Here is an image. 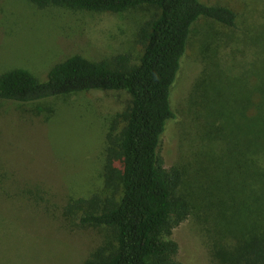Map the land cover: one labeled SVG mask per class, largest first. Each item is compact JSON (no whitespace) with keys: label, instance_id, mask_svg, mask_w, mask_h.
Returning <instances> with one entry per match:
<instances>
[{"label":"rangeland","instance_id":"374dc122","mask_svg":"<svg viewBox=\"0 0 264 264\" xmlns=\"http://www.w3.org/2000/svg\"><path fill=\"white\" fill-rule=\"evenodd\" d=\"M200 1L231 8L235 24L205 16L192 24L158 155L165 167L182 168L179 191L191 205L171 232L178 261L234 264L244 239L264 235V0ZM154 13L150 6L110 12L0 0V73L24 67L44 80L76 53L91 60L126 54L137 64V32ZM126 98L93 89L0 99V264H82L98 245L114 243L111 229L79 224L81 212L70 217L65 206L114 193L105 185V148L107 134L123 124ZM238 115H245L241 129ZM239 132L260 152H238Z\"/></svg>","mask_w":264,"mask_h":264},{"label":"trees","instance_id":"16d2710c","mask_svg":"<svg viewBox=\"0 0 264 264\" xmlns=\"http://www.w3.org/2000/svg\"><path fill=\"white\" fill-rule=\"evenodd\" d=\"M38 8L66 6L88 11L120 12L150 6L154 15L140 26L137 42L143 47L137 64L126 54L91 60L72 54L54 63L39 80L24 67L0 73V99L31 102L93 89L117 90L127 98L120 110L118 134H107L105 185L114 193L92 194L69 201L70 217L80 211L79 224L104 226L114 243L92 249L82 264H181L172 229L191 211L179 188L183 170L165 167L158 146L166 122L174 117L170 90L176 79L192 24L201 16L225 25L235 24V12L200 0H29ZM244 116L239 129L244 127ZM238 152L248 148L245 133L234 136ZM262 151V150H261ZM260 152V151H254ZM120 189V194L117 191ZM120 195V196H117ZM234 264H264V235L244 239Z\"/></svg>","mask_w":264,"mask_h":264}]
</instances>
